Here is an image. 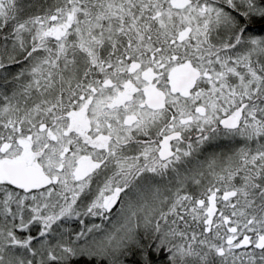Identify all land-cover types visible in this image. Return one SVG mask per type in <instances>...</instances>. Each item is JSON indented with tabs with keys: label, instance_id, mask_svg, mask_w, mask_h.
<instances>
[{
	"label": "snow or ice",
	"instance_id": "obj_1",
	"mask_svg": "<svg viewBox=\"0 0 264 264\" xmlns=\"http://www.w3.org/2000/svg\"><path fill=\"white\" fill-rule=\"evenodd\" d=\"M0 264H264V0H0Z\"/></svg>",
	"mask_w": 264,
	"mask_h": 264
}]
</instances>
